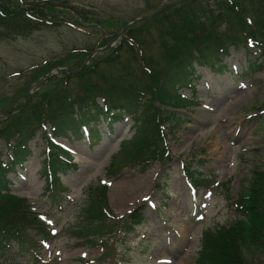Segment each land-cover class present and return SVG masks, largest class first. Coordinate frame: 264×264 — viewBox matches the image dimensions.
I'll use <instances>...</instances> for the list:
<instances>
[{"label":"rangeland","instance_id":"374dc122","mask_svg":"<svg viewBox=\"0 0 264 264\" xmlns=\"http://www.w3.org/2000/svg\"><path fill=\"white\" fill-rule=\"evenodd\" d=\"M53 1L83 11L95 20V28L89 32L63 23L43 25L40 29L12 36L0 33V107L4 96L13 100L7 105L13 108L24 102L27 89L36 78L37 67L45 63L53 65L72 48H94L100 35L97 21L112 25L104 26V31H110L104 41V46L108 47L87 56L80 67L68 73L61 70L64 67L50 68L58 78L70 76L66 82L54 80L48 83L47 79L41 87L39 83L29 94L31 105H37L40 96L53 95L60 87L66 89L67 96H77L80 78L74 73L79 71L85 72L82 77L86 81L107 86L106 95H117V84L123 89L131 85L141 93L146 83L135 57L136 47L132 50L124 43L119 32L127 21L149 14L172 0ZM178 5L174 4L170 11H176ZM212 5L216 6V3ZM167 21V17L159 12L125 29H134L153 79L156 78V67L166 71L169 57H180L185 50L180 46L192 45L196 38L193 25L170 32ZM178 34L186 39L177 46L179 41L173 36ZM229 50V55L222 61L226 65L224 71L216 72L208 66L197 67L193 86L179 91L183 96H194V99L177 110L181 119L177 127L171 129L169 124L163 125L169 160L157 157L156 161L152 159L140 167L117 170V164L120 162L121 165L126 158L122 146L135 139L137 125L125 115L114 123L110 132L104 118L99 116L97 124L101 141L97 145L89 146L88 136L82 132V137L77 140L57 139L78 164L70 172L60 174L67 193L60 194L58 199L45 191V179L40 171L47 141L41 130H35L34 138L28 143L31 154L23 168L17 166L8 174L10 189L28 202L29 211L35 210L39 217L50 222L53 236L41 249L42 259L36 260L33 253L20 252L14 246L11 255L0 254V263L110 264L115 261V264H196L202 230L233 219L235 215L229 197L236 198L256 170L264 171V69L249 67L250 61L262 58L256 48L249 52L242 46ZM94 62L97 67L101 66L99 70L91 67L93 71L86 72V67ZM112 86L116 87L115 91L109 90ZM96 101L102 103L99 98ZM5 117L1 115L0 121ZM6 150V144L0 138L1 158L6 157ZM185 164L192 168L198 166L202 174L212 175L217 186L193 190L184 174ZM95 184L107 185L108 210L113 215H125L143 204L140 225L134 229L124 225L127 233L117 229L110 235L103 234L117 224L104 214L98 215L101 220L96 222L102 227L100 233H90L83 228L80 208L87 203L89 187ZM32 210L30 213L35 215ZM101 238L103 242L99 240ZM36 247L40 249L38 244ZM245 258L261 264L264 252L252 249L245 253Z\"/></svg>","mask_w":264,"mask_h":264},{"label":"trees","instance_id":"16d2710c","mask_svg":"<svg viewBox=\"0 0 264 264\" xmlns=\"http://www.w3.org/2000/svg\"><path fill=\"white\" fill-rule=\"evenodd\" d=\"M32 2H25L24 8L16 0H0V33L12 36L40 29L45 24L61 23L59 13L74 18L73 22L76 25H82L78 18L85 22L95 21L83 11L78 9L71 11L53 1ZM215 3L216 7L212 5ZM172 7L162 11L168 20V30L172 32L176 31V28L182 29L193 25L196 38L193 39L192 45L180 46V49L185 48L180 57H169L170 63L165 72L156 67L155 79L152 78L153 72L150 71L146 57L139 49L136 55L146 83L140 90L141 93L131 85L123 89L121 85L114 84L118 89L117 95H106L104 91L107 86L102 87L97 81H86L82 77L85 72L79 71L74 73L80 78V91L77 96H67L64 92L66 89L60 87L59 91L52 92L53 95L48 93V96H40L37 105H31L30 97L23 109L13 115H7L0 121V138L8 147L6 160H0L1 254L11 255L14 246L20 252H28L42 237L49 234L47 226L30 213L26 201L11 192V181L7 177L10 171H14L16 165L21 166L30 155L28 142L33 139L35 130L41 125L48 123L54 137L75 139L82 137L81 129L84 127L88 131L89 144L92 146L101 138L97 124L99 116L104 118L111 130L112 123L126 114L134 120L137 130L135 139L129 145L122 146L126 158L121 165L120 162L117 164V170L126 165L140 167L141 164L149 163L148 161L152 159L156 160L157 157L162 160L169 159L161 126L168 123L172 129L179 125L181 119L177 110L189 105L192 97L181 96L178 91L193 86L192 79L195 77L196 67L209 66L214 71H224L226 65L222 63V58L229 55V49L232 46H242L250 51L248 46L250 39L264 58V0H187L181 2L176 11H170ZM25 9H30L32 12L25 15ZM47 15L51 18L47 19ZM105 26L112 25L107 23ZM133 30L129 28L125 31L124 43L139 44ZM173 37L179 41L176 43L177 46L186 39L182 34ZM104 41L102 39L100 44H104ZM119 51L120 48L116 50V57ZM90 52V50L66 52L65 57L53 65L49 63L39 66L33 81L54 66H66L68 69L80 67ZM260 63L255 60L250 64L257 68L261 65L264 67V60ZM96 65V62L88 65L86 72L92 69L99 70L101 66ZM145 68H147L146 72ZM69 76H65L64 79L51 76L48 83L54 80L66 82ZM115 88L112 86L109 90L115 91ZM60 92L64 94L56 95ZM99 96L103 98L102 105L96 101ZM2 99L3 104L0 107L2 113H11L23 105L13 108L7 106L13 101L11 98L4 96ZM30 115L32 117H29ZM28 124L31 126L27 127ZM47 143L49 150L42 162L40 173L45 179V191L57 196L65 190L58 174L73 170L76 164L72 162L68 153L52 140L48 139ZM185 169L188 180L193 184L204 186L210 184L211 180L200 176L197 170H191L188 166ZM88 195L87 203L80 208L83 213V228L90 233L98 234L102 231V227L96 222L101 220L98 215L105 214L106 186L91 187ZM232 203L237 216L204 232L196 264H254L246 260L245 253L252 249L264 252V171L256 170L254 177L248 181ZM128 216L127 228L141 222L139 210L133 211ZM112 222L117 224L103 234L110 235L117 229L126 230V227H119L118 220ZM86 230L83 229L85 235H87Z\"/></svg>","mask_w":264,"mask_h":264},{"label":"water","instance_id":"95a60500","mask_svg":"<svg viewBox=\"0 0 264 264\" xmlns=\"http://www.w3.org/2000/svg\"><path fill=\"white\" fill-rule=\"evenodd\" d=\"M162 8H159L156 12H159L160 10H161ZM155 12V13H156ZM148 17V16H147ZM138 19H140V18H136V19H134L133 21H136V20H138ZM130 23H132V22H129L128 24H126L125 26H124V28L123 29H125ZM121 33H122V31H121ZM50 74V73H49ZM48 75V74H47ZM41 80H38V81H36L33 85H35L36 83H38V82H40ZM32 85V86H33ZM31 86V87H32ZM27 96H28V93H27Z\"/></svg>","mask_w":264,"mask_h":264},{"label":"bare ground","instance_id":"6f19581e","mask_svg":"<svg viewBox=\"0 0 264 264\" xmlns=\"http://www.w3.org/2000/svg\"><path fill=\"white\" fill-rule=\"evenodd\" d=\"M233 111V110H232Z\"/></svg>","mask_w":264,"mask_h":264}]
</instances>
